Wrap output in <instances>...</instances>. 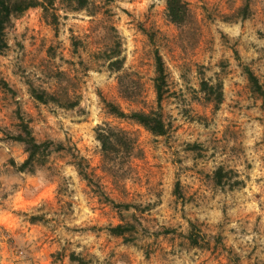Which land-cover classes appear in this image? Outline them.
Wrapping results in <instances>:
<instances>
[{"label": "rangeland", "instance_id": "1", "mask_svg": "<svg viewBox=\"0 0 264 264\" xmlns=\"http://www.w3.org/2000/svg\"><path fill=\"white\" fill-rule=\"evenodd\" d=\"M182 1L179 23L166 0L56 1L12 16L0 50V264H76L71 252L89 264H264V0ZM156 50L165 135L106 106L156 108ZM104 124L127 130L133 149L104 156ZM23 125L49 141L25 167L29 146L11 137ZM118 223L122 235L108 229Z\"/></svg>", "mask_w": 264, "mask_h": 264}, {"label": "trees", "instance_id": "2", "mask_svg": "<svg viewBox=\"0 0 264 264\" xmlns=\"http://www.w3.org/2000/svg\"><path fill=\"white\" fill-rule=\"evenodd\" d=\"M56 1H59L61 3L66 2L68 4L74 5L72 6V9H81L86 7L88 4V0H0V50L7 46V43L4 39V29L7 25L10 24L12 16L21 14L26 9L35 6H40L44 14H47L50 9L55 10L54 5ZM166 9L169 19L176 23L181 22L182 17L187 12L184 2L182 0H166ZM53 13L51 15H54ZM245 69L248 76V80L250 81L252 87L255 90L262 91L261 86L254 73L247 67ZM154 73L155 75L153 78V85L156 93L155 109L151 108L148 111L131 110L130 112H125L112 102H106V106L108 113L116 117L128 118L130 120H133L142 125L154 135H165L168 133L169 124L166 123L164 120L161 111V101L166 85V70L164 61L157 50L155 51L154 56ZM30 93L41 102H47L49 98L54 99L53 95L49 94V96H47L44 91L39 92L34 87L30 88ZM220 98L221 94L219 93V96L216 101L218 102ZM72 105H74V102L70 104V106ZM11 137L15 140L22 141L29 146L30 152L27 158L22 163L21 167L31 165L37 161H43L42 158L40 160L41 155L44 154L43 152H41V150L44 151L43 148L49 147V141H36L27 125H23L21 133L12 135ZM96 138L99 140L102 152L106 157H108L107 153H110L109 150H111L115 146L121 145L129 149H131L132 147L133 149L135 144L134 138L130 136L127 130L123 128L112 127L109 124H104L96 128ZM58 147L62 148L63 146L62 144H59ZM74 165L78 167L79 174H81L85 179L91 182L90 176L85 170L81 160L77 162L74 161ZM222 175V168H217L215 171V176L217 177L216 180L220 181ZM107 200L111 203H115L111 198H107ZM37 219H39L38 216L30 217L31 221ZM108 229L111 233L115 235H122L125 230L123 224L120 223L109 226ZM69 259L72 262H75L76 264H89L88 260L84 259L81 255L75 254L74 252H71L69 254Z\"/></svg>", "mask_w": 264, "mask_h": 264}]
</instances>
